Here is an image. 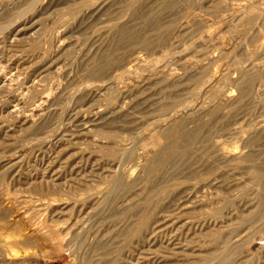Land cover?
<instances>
[{
	"label": "rangeland",
	"instance_id": "rangeland-1",
	"mask_svg": "<svg viewBox=\"0 0 264 264\" xmlns=\"http://www.w3.org/2000/svg\"><path fill=\"white\" fill-rule=\"evenodd\" d=\"M262 134L264 0H0V264H264Z\"/></svg>",
	"mask_w": 264,
	"mask_h": 264
},
{
	"label": "bare ground",
	"instance_id": "bare-ground-1",
	"mask_svg": "<svg viewBox=\"0 0 264 264\" xmlns=\"http://www.w3.org/2000/svg\"><path fill=\"white\" fill-rule=\"evenodd\" d=\"M255 1V0H254ZM256 3V2H255ZM116 4V3H115ZM225 6V5H224ZM184 7V6H183ZM194 9V8H193ZM246 10V9H245ZM244 10V11H245ZM26 12V11H25ZM233 12V11H232ZM211 13V12H210ZM245 13V12H244ZM242 15V14H241ZM224 16V15H223ZM248 16V15H247ZM245 17V16H244ZM220 18V17H219ZM225 19H226V17H225ZM214 20H216L215 18H214ZM125 21V20H124ZM217 22V21H216ZM221 24V23H220ZM197 25V24H196ZM207 26V25H206ZM149 27V26H148ZM223 27V26H222ZM107 32V31H106ZM247 36V35H246ZM110 38V37H109ZM218 39V38H217ZM215 42V41H214ZM222 45V44H221ZM246 45V44H245ZM217 46V45H216ZM220 46V45H219ZM224 47V46H223ZM226 48V47H225ZM246 48H247V46H246ZM95 49V48H94ZM223 49V48H222ZM252 49V48H251ZM258 51V50H257ZM262 51V50H261ZM223 52V51H222ZM217 54V53H216ZM215 54V55H216ZM232 59V58H231ZM236 59V58H235ZM251 59V58H250ZM260 59V58H259ZM135 60V59H134ZM217 60V59H216ZM209 61H211L210 59H209ZM222 61V60H221ZM214 62V61H213ZM249 62V61H248ZM134 63V62H133ZM198 64V63H197ZM130 65V64H129ZM133 67V66H132ZM257 67V66H256ZM253 68V67H252ZM258 68V67H257ZM179 70V69H178ZM245 70V69H244ZM244 70H242V71H244ZM247 70V69H246ZM185 71V70H184ZM249 71V70H248ZM216 72H217V69H216ZM259 73V72H258ZM212 74V73H211ZM228 74V73H227ZM241 74V73H240ZM243 74V73H242ZM176 75V74H175ZM197 75V74H196ZM243 75H245V74H243ZM172 76V75H171ZM170 76V77H171ZM216 76V75H215ZM224 76V75H223ZM240 76V75H239ZM249 76V75H248ZM208 77V76H207ZM241 77V76H240ZM240 77H239V79H240ZM168 78V77H167ZM177 78V77H176ZM243 78V77H242ZM258 78V77H257ZM115 79V78H114ZM120 79V78H119ZM230 79V78H229ZM238 79V78H237ZM236 79V80H237ZM171 80V79H170ZM176 80H178V79H176ZM217 80V79H216ZM229 81V80H228ZM231 81V80H230ZM234 81H235V79H234ZM238 81H240V80H238ZM237 81V82H238ZM80 82V81H79ZM190 82V81H189ZM210 82V81H209ZM209 82H207L208 84H209ZM233 82V81H232ZM231 82V83H232ZM236 82V83H237ZM3 83V82H2ZM1 83V85H3ZM211 83V82H210ZM208 84H206V85H208ZM210 86V85H209ZM213 86V85H212ZM234 86V85H233ZM105 87H107V86H105ZM136 87V86H135ZM221 87V86H220ZM85 88V87H84ZM229 88V87H228ZM88 89H89V87H88ZM91 89V88H90ZM98 89V88H97ZM203 89V88H202ZM201 89V90H202ZM105 90V89H104ZM189 91V90H188ZM187 91V92H188ZM230 90H228V92H229ZM231 91H233L232 89H231ZM96 92V91H95ZM208 92V91H207ZM228 92H226L227 94H228ZM99 93V92H98ZM205 93V92H204ZM232 93H234V92H232ZM208 94V93H207ZM219 94H221V93H219ZM225 94V93H224ZM223 95L222 96V98H221V102H223V103H227V102H230V100H231V96L230 95ZM231 94V93H230ZM236 94V93H235ZM234 94V95H235ZM211 95V94H210ZM233 95V96H234ZM43 97V96H42ZM201 97V96H200ZM205 97V96H204ZM236 97V96H235ZM214 98V97H213ZM46 99V98H45ZM174 99V98H173ZM211 99V98H210ZM220 99V98H219ZM218 99V100H219ZM237 99V98H236ZM16 100H18V99H16ZM48 100V99H47ZM214 100V99H213ZM216 100V99H215ZM234 101H235V98L233 99ZM201 101V100H200ZM14 102V101H13ZM46 102V101H45ZM193 102V101H192ZM215 102V101H214ZM218 102H220V101H218ZM220 102V103H221ZM44 103V102H43ZM220 103H218V104H220ZM231 103V102H230ZM234 103V102H233ZM227 105V104H226ZM205 106H207V105H205ZM210 106V105H209ZM232 106H234V105H232ZM187 107V106H186ZM202 107V106H201ZM192 108V107H191ZM197 108V107H196ZM203 108V107H202ZM201 108V109H202ZM210 108V107H209ZM211 108H212V106H211ZM216 108V107H215ZM222 108V107H221ZM224 108V107H223ZM226 108V107H225ZM198 109V108H197ZM206 109V108H205ZM214 109V108H213ZM212 109V110H213ZM227 109V108H226ZM225 109V110H226ZM207 110V109H206ZM211 110V109H210ZM193 111V110H192ZM114 112V111H113ZM179 112V111H178ZM194 112H196V114H197V111H194ZM206 112V111H205ZM134 113V112H133ZM177 113V112H176ZM125 114V113H124ZM170 115V114H169ZM191 115V111L189 110V109H186V110H184V111H181V112H179L178 114H175V115H171V117L170 118H168L167 116H166V118H167V120H168V125H170V126H172V125H174L175 123H177V122H179V121H181V122H184V119H187L189 116ZM123 116V115H122ZM227 116V115H226ZM201 117V116H200ZM199 117V118H200ZM213 117H216V116H213ZM25 118V117H24ZM194 118V117H193ZM104 119V118H103ZM166 120V121H167ZM115 121V120H114ZM136 121V120H135ZM162 121V120H161ZM20 122V121H19ZM180 122V123H181ZM158 123V122H157ZM161 123H163V122H161ZM159 124V123H158ZM158 124H155V127L150 131V132H152V135H153V142L155 143V144H157V143H159V141H160V139L163 137V136H161L162 134H161V132H163V129H164V127H163V125H158ZM153 125H154V123H153ZM168 125H166V127H168ZM177 125V124H176ZM179 125V124H178ZM187 125V124H186ZM83 126V125H82ZM169 126V127H170ZM175 126V125H174ZM177 127V126H176ZM203 127V126H202ZM175 128V127H174ZM182 128V127H181ZM191 128V127H190ZM194 128V127H193ZM255 128V127H254ZM166 129V128H165ZM164 129V130H165ZM169 129V128H168ZM177 129V128H176ZM175 129V130H176ZM181 130V129H180ZM199 130V129H198ZM197 130V131H198ZM254 130V129H253ZM196 131V130H195ZM237 131V130H236ZM260 131V130H259ZM167 132V131H166ZM165 132V133H166ZM182 132V131H181ZM220 132V131H219ZM261 132V131H260ZM82 133V132H81ZM164 133V132H163ZM175 133V132H174ZM168 134V133H167ZM139 135H140V133H139ZM165 135V134H164ZM195 135V134H194ZM211 135V134H210ZM238 135V134H237ZM262 135H264V134H262ZM142 136H144V135H142ZM192 136V135H191ZM173 137V136H172ZM232 137V136H231ZM166 138V137H165ZM241 138V137H240ZM139 140H141V137H139ZM174 140V139H173ZM164 141V140H163ZM184 141V140H183ZM243 141V140H242ZM150 143V142H149ZM161 144H162V142H160ZM189 143V142H188ZM218 143V142H217ZM160 144V145H161ZM214 144V143H213ZM220 145V144H219ZM100 146V145H99ZM223 146V145H222ZM240 146V145H239ZM120 148V147H119ZM160 148V147H159ZM219 148H221V147H219ZM224 148V147H223ZM222 148V150H221V154H223V156L224 157H226V158H228V159H231V160H236V159H238V157L240 156L237 152H235V150H232L231 151V149H228V150H226V148H224L223 149ZM111 149V148H110ZM157 150H158V148H157ZM161 150V149H160ZM238 150V149H237ZM125 151V150H124ZM155 151V150H154ZM239 151H241V149L239 150ZM219 153V152H218ZM240 153V152H239ZM241 154V153H240ZM242 156H243V153L241 154ZM245 155V154H244ZM123 159V158H122ZM239 159H241V158H239ZM244 159V158H243ZM127 160V159H126ZM223 161V160H222ZM230 161V160H229ZM237 161V160H236ZM259 161V160H258ZM264 164V163H263ZM154 167V166H153ZM213 170V169H212ZM214 173V172H213ZM131 177V176H130ZM130 177H128V178H130ZM209 183V182H208ZM130 186V185H129ZM263 186V185H262ZM255 192V191H254ZM171 194V193H170ZM52 202V201H51ZM47 204H49V203H47ZM51 205V204H50ZM49 205V210H51L50 209V207L52 206H50ZM61 206V205H60ZM48 207V206H47ZM46 207V208H47ZM59 207V206H58ZM45 208V207H44ZM48 209H46V211L45 212H53V210L52 211H49ZM63 209H65V208H63ZM48 210V211H47ZM22 213V212H21ZM44 213V212H43ZM37 214V213H36ZM49 215V214H48ZM48 215H47V218H48ZM39 216V215H38ZM51 217V216H50ZM56 217V216H55ZM39 218V217H38ZM50 218H48V220H49ZM41 220V219H40ZM48 220H46V216H45V219H43V216H42V224L40 225V227H34L32 230H33V232L38 236L37 238L39 239L38 241H41V240H46V239H48V240H46V241H50V242H53V244L56 246V243H57V240H58V237L61 235L60 233H59V236L58 235H56V233L54 232V230H55V228H54V230H52V229H49V226H48V229H46L47 228V224H49L48 223ZM19 222V220L18 221H16L14 224L15 225H17V223ZM41 223V222H40ZM19 224H21V223H19ZM85 224V223H84ZM23 225V224H22ZM39 224H37V226H38ZM19 226V225H18ZM21 226V225H20ZM51 226V225H50ZM14 228H11L9 231H10V233H8V234H6L5 236H4V238H5V240L6 239H10V242L9 243H4L5 244V249H6V247L10 250V251H14V250H16L17 248L16 247H18L17 245L20 243V239L19 238H21L23 235H21L19 232V230L18 229H15V226H13ZM53 227V226H52ZM72 227V226H71ZM20 228V227H19ZM70 229V228H69ZM69 229L67 230V231H69ZM3 230V229H2ZM32 232V233H33ZM79 233V232H78ZM58 234V233H57ZM34 237V236H33ZM22 238H25V235L22 237ZM33 239H35V238H33ZM32 239V240H33ZM60 239V238H59ZM7 242V241H6ZM36 244H38V243H36ZM35 244V245H36ZM52 244V243H51ZM38 246V245H37ZM60 246V245H59ZM58 246V247H59ZM15 248V249H14ZM4 252V251H3Z\"/></svg>",
	"mask_w": 264,
	"mask_h": 264
}]
</instances>
